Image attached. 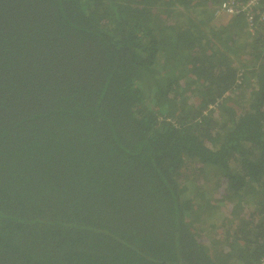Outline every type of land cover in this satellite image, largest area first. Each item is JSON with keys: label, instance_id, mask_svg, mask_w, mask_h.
<instances>
[{"label": "trees", "instance_id": "trees-1", "mask_svg": "<svg viewBox=\"0 0 264 264\" xmlns=\"http://www.w3.org/2000/svg\"><path fill=\"white\" fill-rule=\"evenodd\" d=\"M219 1L0 0V264H264V20Z\"/></svg>", "mask_w": 264, "mask_h": 264}, {"label": "built area", "instance_id": "built-area-1", "mask_svg": "<svg viewBox=\"0 0 264 264\" xmlns=\"http://www.w3.org/2000/svg\"><path fill=\"white\" fill-rule=\"evenodd\" d=\"M258 0H220L215 6H212L213 13L216 17L224 16L226 18L232 17L237 13H243L246 15V19L250 25H252V19L254 15V10L260 14V20H264V10L259 11L255 7ZM248 26L250 32L254 29Z\"/></svg>", "mask_w": 264, "mask_h": 264}, {"label": "rangeland", "instance_id": "rangeland-1", "mask_svg": "<svg viewBox=\"0 0 264 264\" xmlns=\"http://www.w3.org/2000/svg\"><path fill=\"white\" fill-rule=\"evenodd\" d=\"M212 7V6H211ZM211 14L213 15V17H216L215 15H214V13H213V10L211 11ZM219 17V19L218 20H220V21H223V19H227L226 17H224V16H218ZM223 18V19H222ZM206 227V226H205ZM204 226H202V228L204 229V230H206V228H205Z\"/></svg>", "mask_w": 264, "mask_h": 264}]
</instances>
